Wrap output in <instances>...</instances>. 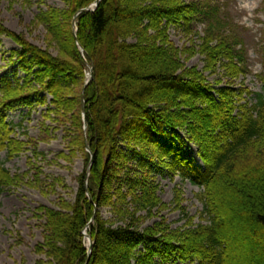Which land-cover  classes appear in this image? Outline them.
Listing matches in <instances>:
<instances>
[{
    "label": "trees",
    "instance_id": "obj_1",
    "mask_svg": "<svg viewBox=\"0 0 264 264\" xmlns=\"http://www.w3.org/2000/svg\"><path fill=\"white\" fill-rule=\"evenodd\" d=\"M68 2L66 12L50 6L34 18L47 28L46 39L58 48L57 56L0 20V43L1 36H7L19 45L12 56L25 73L0 80V154L6 152L12 159L32 147L35 155L45 158L37 152L35 139L15 136L16 125L8 113L18 106L45 105L49 94V113L55 114L58 127L75 129L70 147L87 159L75 201L61 197L58 209H39L45 233L37 249L45 259L37 264H86L88 258V264H155V256L175 263L230 264L232 233L217 192L234 196L241 205L233 227L246 233L251 243H264V94H255L250 102L246 97L252 91L237 87V79L246 73V51L229 29V15L209 0H101L94 10L80 13L96 0ZM61 13L66 20L61 21ZM197 16L207 26L204 35L196 33V52L205 61L201 70L185 66L183 55L195 52L179 48L169 34L171 27L191 33ZM88 63L94 78L84 88ZM210 75L220 77L211 81ZM180 130L198 145L203 168L174 148ZM86 140L94 153L87 189L91 153ZM123 142L131 148V157L123 154ZM123 155L125 164L120 166L117 161ZM170 155L186 164L204 187L199 194L204 202L201 222L189 219L176 229L162 222L143 227L147 217L157 216L155 208L168 207L156 193L152 171ZM42 171L32 164L31 170L14 174L0 157V191L35 186ZM114 180L121 183L111 195ZM57 184L63 180L54 179L48 186L55 189ZM110 204L114 217L105 220L99 209ZM86 228L94 241L90 256ZM141 246L145 249L139 250ZM239 253L238 264H264L262 258L251 261Z\"/></svg>",
    "mask_w": 264,
    "mask_h": 264
},
{
    "label": "rangeland",
    "instance_id": "obj_2",
    "mask_svg": "<svg viewBox=\"0 0 264 264\" xmlns=\"http://www.w3.org/2000/svg\"><path fill=\"white\" fill-rule=\"evenodd\" d=\"M68 1L0 0V20L11 31L23 35L29 43L44 51H49L53 56H57L59 55L58 48L49 46L48 39H46L48 36L47 28L45 25L34 21V18L41 10L50 6L66 12L69 9ZM190 1L199 2V0ZM209 1L229 15L230 31L243 42L247 69L245 75L237 79V87H245L251 90L252 95L246 97V100L254 102L255 94H264V82L262 81L264 74V0ZM60 19L61 21L66 20V15L61 13ZM190 28L192 32L187 33L182 28L171 27L169 30L170 38L179 48L187 47L190 48V51L195 52L191 56L183 55L182 61H184L185 66L189 68L195 66L201 70L205 66V61L203 56L196 52L198 50L197 45L200 43L196 33L199 32L201 35L205 33L207 26L203 17L197 16ZM239 47L240 44L236 45V48ZM19 49V45L11 38L1 36L0 80L4 76L10 77L12 80L24 76L25 73L19 66V62L16 57L12 56V51ZM91 66L88 63L84 88L93 80L87 84ZM218 72H222L221 69H218ZM219 77L210 75L209 79L216 81ZM51 101L52 96L48 94L45 105L18 106L8 113V120L16 125L15 136L21 140H27L28 137L35 139L39 142L37 152L43 153L45 158L43 155H35L32 147L12 159H7L6 152L0 154L1 159L5 161V166L14 174L31 170L32 164L43 170L40 181H34L35 186L23 184L0 191V264H37L39 259H45V256L37 249V246L44 242L45 233L43 225L45 220L41 216L43 212L39 209L40 207L58 209L61 197L74 202L79 188L78 178L86 168L87 159L84 153L81 150L75 152L73 151L74 147H70L71 138L69 136L74 135L75 129L70 125L58 127L55 114L49 113V109L53 108ZM85 120L84 129L86 130ZM178 134L179 136L174 139V148H179L181 155L193 161L195 166L203 168L198 145L190 141L184 131L180 130ZM171 139L168 136L167 142H170ZM120 148L123 149V154L131 157V148L127 146L126 142L121 143ZM118 157L120 156H116V158ZM124 158L123 155L117 161L120 166L125 164ZM163 160L166 161L167 166L164 163H159L156 166L157 172L154 170L152 173L154 174V182L158 185L156 193L168 207L165 209L155 208L154 213L157 216L147 217L143 227L162 222L163 226L167 225L170 229H176L185 225L189 219L194 223L201 222L200 217L204 209V202L200 199L199 194L204 191V187L192 177V171L188 166L179 160H174L173 155L168 156V158L165 157ZM129 165H132V162H129ZM121 171L119 177L123 176L126 169ZM58 178L63 180V184H57L55 189L50 188L48 185ZM88 178L87 173L85 178L87 183ZM112 183L114 189L111 191V195L114 194L121 180H114ZM122 190L125 192L126 188ZM89 197L92 200L90 195ZM217 197L222 202L224 201L221 214L228 218V227L232 233L230 248L233 250L229 254L230 264H238V260L242 258L239 259L237 252L250 258V260L262 258L260 261L264 263V243H251L246 233L238 230L235 226L233 227L236 215L241 213V205L238 200L234 196L226 197L225 194L219 192H217ZM117 200L118 197L116 196L114 202ZM113 208L114 206L110 204L101 207L99 212L105 220H111L114 217ZM141 215H146V212H141ZM85 231L87 232V228ZM144 249L143 246L139 248V250ZM154 262L155 264H186L164 260L160 256H155ZM133 264L136 263L133 262ZM244 264H247L246 260Z\"/></svg>",
    "mask_w": 264,
    "mask_h": 264
},
{
    "label": "water",
    "instance_id": "obj_3",
    "mask_svg": "<svg viewBox=\"0 0 264 264\" xmlns=\"http://www.w3.org/2000/svg\"><path fill=\"white\" fill-rule=\"evenodd\" d=\"M100 1H101V0H96V2L93 3V5H91V6H89V7H86V8H83V9L79 10L78 13H80V12H82V11L94 10V9L98 6V4L100 3ZM78 13H77V14H78ZM73 25L75 26V35H76V32H77V28H76V20L73 21ZM80 49L83 50L82 47H80ZM93 78H94V71H93V67L91 66V67H90V74H89V76H88V80H87V84H88ZM83 113L85 114V101H84V100H83ZM86 126H87V121L85 120V127H86ZM86 147H87L88 152L91 153V159H90V163H89V165H88V170H87V173H88V175H89L90 170H91V167H92V164H93V161H94V153L92 152V150H91V148H90V146H89V144H88V141H86ZM85 187H86V189L88 188V183H87V181H85ZM84 233H85L86 237L89 238V242H90V243H89V245H88L87 247H88V252H89V256H90V255H91V252H92V248H93L94 241L92 240V238L90 237V235L87 234L86 231H85ZM88 262H89V258H88L86 264H88Z\"/></svg>",
    "mask_w": 264,
    "mask_h": 264
},
{
    "label": "bare ground",
    "instance_id": "obj_4",
    "mask_svg": "<svg viewBox=\"0 0 264 264\" xmlns=\"http://www.w3.org/2000/svg\"><path fill=\"white\" fill-rule=\"evenodd\" d=\"M89 238L88 237H86V244H87V246L89 245Z\"/></svg>",
    "mask_w": 264,
    "mask_h": 264
}]
</instances>
